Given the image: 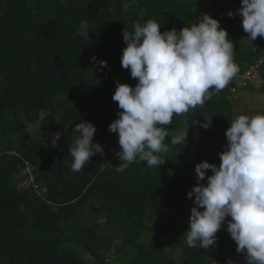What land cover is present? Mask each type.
Instances as JSON below:
<instances>
[{"label":"trees","instance_id":"16d2710c","mask_svg":"<svg viewBox=\"0 0 264 264\" xmlns=\"http://www.w3.org/2000/svg\"><path fill=\"white\" fill-rule=\"evenodd\" d=\"M125 2L0 0V264H247L227 231L231 217L208 249L187 246L195 206L187 194L198 183V163H221L226 130L237 117L236 90L264 94V84L242 87L236 75L203 106L174 117L159 168L136 162L116 172L121 149L109 125L121 111L112 99L116 82H138L121 64L124 28L152 19L161 32L179 31L207 13L234 43L237 74L264 54V38L252 41L244 32L242 0H137L127 11ZM83 20L89 40L77 32ZM80 122L96 126L94 143L104 154L73 173L72 129ZM186 129L187 143L172 146V136ZM57 132L61 138L52 147ZM26 160L38 191L16 187ZM100 217L107 222L100 224Z\"/></svg>","mask_w":264,"mask_h":264},{"label":"clouds","instance_id":"9594fccd","mask_svg":"<svg viewBox=\"0 0 264 264\" xmlns=\"http://www.w3.org/2000/svg\"><path fill=\"white\" fill-rule=\"evenodd\" d=\"M137 0H127V11ZM238 14L242 27L252 41L264 38V0H242ZM228 15L234 16L232 11ZM199 22L179 31L173 28L160 31L155 20L137 21L133 30H123L126 47L121 64L130 70L138 82L133 87L116 82L112 97L118 103V118L109 131L118 134L121 151L116 153L122 163L115 166L118 173L129 165L146 162L159 168L166 162L162 154L170 150L166 143L167 125L174 117L203 106L213 91H222L237 75L239 67L234 59V43L220 21L203 13ZM80 37L89 40V23L81 21L77 28ZM92 61H97L94 55ZM101 69L106 61H98ZM211 126V118L202 124ZM96 126L80 122L72 132L70 144L71 171L79 173L104 148L94 143ZM227 144L219 153L221 163L203 161L195 167L198 183L188 192L195 197L189 226L184 233L189 248L208 249L217 240V232L227 220V231L243 253L247 264H264V113L240 114L226 130ZM188 129L175 133L172 146L186 144ZM61 138L52 137L55 147ZM211 175H207V170ZM207 179V183H200ZM203 209V210H201ZM231 264V262H229Z\"/></svg>","mask_w":264,"mask_h":264},{"label":"built area","instance_id":"2783aa9c","mask_svg":"<svg viewBox=\"0 0 264 264\" xmlns=\"http://www.w3.org/2000/svg\"><path fill=\"white\" fill-rule=\"evenodd\" d=\"M260 67H264V54L258 58L257 62L253 66L244 70L242 73L237 74L236 78L240 79L242 87L253 86L255 88H259L264 84V77ZM117 161L119 165L122 163L119 158ZM22 173L23 177H21V179L17 182L16 187L20 191L28 190L32 187L38 191L40 186L36 182L34 165L30 161H25ZM106 222L107 219L105 217H100V224H104Z\"/></svg>","mask_w":264,"mask_h":264},{"label":"crops","instance_id":"0c3cea01","mask_svg":"<svg viewBox=\"0 0 264 264\" xmlns=\"http://www.w3.org/2000/svg\"><path fill=\"white\" fill-rule=\"evenodd\" d=\"M232 99L237 116L240 114L255 115L264 113V94L252 92L248 89H239ZM237 100L240 104H238ZM236 108H241V110L237 111ZM147 236L149 237L150 235L147 234Z\"/></svg>","mask_w":264,"mask_h":264},{"label":"rangeland","instance_id":"374dc122","mask_svg":"<svg viewBox=\"0 0 264 264\" xmlns=\"http://www.w3.org/2000/svg\"><path fill=\"white\" fill-rule=\"evenodd\" d=\"M240 89H244V88H240ZM238 90H239V89H237L236 91H238ZM237 102H238V104H240L238 100H237ZM236 110H237V111H239V110H241V108H240V109H237V108H236ZM190 164H192V165H193V164H194V162H193V161H191V162H190ZM174 255H175V254H174ZM175 256H176V255H175Z\"/></svg>","mask_w":264,"mask_h":264}]
</instances>
